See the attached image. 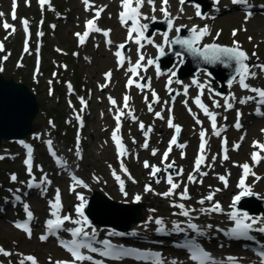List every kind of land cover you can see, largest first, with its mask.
Instances as JSON below:
<instances>
[{
	"label": "rangeland",
	"instance_id": "374dc122",
	"mask_svg": "<svg viewBox=\"0 0 264 264\" xmlns=\"http://www.w3.org/2000/svg\"><path fill=\"white\" fill-rule=\"evenodd\" d=\"M100 3L106 0H97ZM66 2L68 4L71 3L70 6L66 7ZM64 6L58 8L61 12L69 13L75 10H81L78 1L74 0H64ZM32 10V9H31ZM40 15H42L40 10H37ZM36 13V9L34 11L25 10V14L29 15L31 18L25 19L28 21L27 31L23 25L24 19L21 17V13L17 14L16 19H13L12 16L8 14L3 15L0 18V32L5 35H9L12 38V42H18L21 45H24V40L28 36V33L33 31L36 33V30H33V27L36 24V20L34 19V14ZM38 14V15H39ZM33 15V16H32ZM78 16V15H77ZM76 14L73 16L74 20H76ZM52 18L51 15L47 16L46 19ZM7 21L9 25H13L15 27V32H12V29H5L3 27V23ZM73 28H75V21L72 23ZM217 26L223 27L225 30H229V28L233 26H227L223 21L217 22ZM253 35H255L257 39L264 38V31H258L256 29H252ZM246 36V35H245ZM10 41L9 44L6 43ZM11 39H6L4 44V52L9 54L11 46ZM73 44V39L71 36H66L63 34L62 30L59 33H55L51 35L47 31V36L45 37V49H49L47 59L50 64L53 61H57V65L53 69V74L55 78L52 76L50 78L49 74H47L46 69H50V65L46 66L45 77L43 76V71L38 72L35 70V66L33 64L25 65L23 68H18L17 54H22V58L27 56V52L23 51V47L20 46L13 50L12 56L9 58L6 64L0 63V68L3 67L2 73H5V78H13L17 82H24L29 87H31L32 91L37 95V99L39 101V106L41 112L35 119L33 123V128H35V133L37 137H42V141L47 143V141L51 140L54 143H57L62 151L73 152L75 155L79 150L83 151L85 154V161L83 162V172L91 180V185H93L94 190L102 192L110 196L114 201L120 203H128L131 204L134 202V193L138 192L144 193L145 187L150 185L153 191H145L143 197V205L142 215H144L152 225V229L155 227V219L161 218L162 216H167L172 214L171 212L174 208V204H183L185 209L191 210L193 207L189 206V203L194 202V199L189 202L188 200L181 199L180 193L184 191L186 187H188L187 178L193 172L192 161L198 158V155L195 153L194 149H197V141H195L194 145L189 147L190 153L187 160L181 159L179 152L181 151L178 146H174L173 151L169 154L167 160L164 159V153L169 149V140L170 134L167 136L164 133V129L166 128V122L162 119H156V117L149 116L147 114V109L137 108V104L135 106H130L129 111L132 114L138 116V118L144 119L147 121L145 125V130L152 128L155 131V134L149 138V136H145L144 132L141 131L138 125L130 126V150L132 151V155L130 154L127 159L129 161L130 167L128 170V175L132 178L131 183H129V197H122L118 194L117 186L114 183V179L110 173L111 170H117L114 164L116 160V156L114 155L113 149L110 146L114 143L112 141V132L115 126L114 117L119 113V108H113L109 105V97H116L120 99V94L114 92L115 82L111 83V88L108 91H104L100 93L98 91V85L105 83V73H107V68L110 66L108 62L105 64L104 60L108 59L105 51L96 52L93 65L88 62L78 61L72 58L71 52L69 50L70 45ZM56 47L64 49V55L58 54L56 52ZM262 52L264 54V46H261ZM54 50V54L52 53ZM6 53L0 54V61H4V57ZM106 58V59H104ZM21 62V60H20ZM63 64V66H62ZM60 69V72H59ZM31 70H33L31 72ZM35 76L31 75L34 74ZM37 73V74H36ZM74 75L77 78H73ZM36 78V81H34ZM53 80L54 83H58L59 92L54 94H49L53 89ZM72 81L77 85L79 90V94L87 93L88 94V102L91 104V108L93 106V114L83 133H79L78 131H74L73 126H75V118L76 115L81 114L80 108L71 107L68 103V98L70 95L66 93V85L68 81ZM85 86V87H83ZM96 87V92H92L90 90L91 87ZM75 105H77L75 98L72 97ZM121 108L124 107V99L120 103ZM59 110L56 112L55 110ZM159 112H162L161 110ZM188 121L184 122L183 118L179 117V122L184 124L185 130L183 134V138L180 137L181 144L184 142H191L194 137L195 129H200L202 127L207 126L206 122H202V124H198L193 118H187ZM186 121V120H185ZM194 126V128L192 127ZM116 127V126H115ZM264 122L257 123L255 126L251 128L252 133L259 134L264 133ZM34 133V134H35ZM128 134V133H126ZM151 134V133H150ZM141 137V141H137V139ZM235 141L239 140V136L235 135ZM250 138V133H249ZM81 141V142H80ZM250 141V140H249ZM248 141V145H249ZM147 142L148 147L145 148L143 145ZM262 143V140L260 141ZM11 142L5 141L3 143V152L1 155H5L8 152V148L11 145ZM43 144V143H42ZM76 147H79L76 149ZM72 148V149H71ZM147 150V151H145ZM155 150V155H153V151ZM159 150V151H158ZM2 151V150H1ZM0 151V152H1ZM40 153H42V149H39ZM218 153V150L211 157V161L215 160V155ZM70 154V153H69ZM230 159L226 163L229 166V170L233 173H236L235 178L241 174L242 168L241 165L238 164L237 167H234L235 161L246 162L248 157L245 153L235 154L230 152ZM242 159V160H241ZM39 162L42 161L40 157L37 159ZM145 161H151L155 166L166 169L168 164H173V167L169 168L168 171L160 172L162 175L161 181L159 183H155V180L149 179V171L145 169L143 166ZM223 159H219L218 163L213 166V170L216 172L215 175H212L209 179L206 180L205 184L199 186H190V190L192 193L197 196L199 192L204 194L201 196V200H207V193L211 189H209V185L212 183H217L222 186V182L220 177L227 175L220 171V166L223 165ZM221 164V165H220ZM16 166V165H13ZM13 166H11L13 168ZM111 167V168H110ZM183 167L187 169L185 173H183ZM46 170V169H45ZM182 170V172L180 171ZM0 181L1 177L4 173L7 177L9 172H5V170H0ZM133 172V173H132ZM176 173V176H173V173ZM220 172V174L218 173ZM171 174L173 178V182L179 184L178 189L175 190V194L170 197H164L160 195L164 192L170 190V185L167 183V176ZM259 177H261V181L258 184H254L256 187H259L260 192L257 194H262V198L264 196V166L262 170L257 173ZM229 176V175H227ZM198 182L201 180L198 177V173L196 175ZM232 180V177H229ZM7 183V181H3ZM3 182H0V190L3 188ZM198 182L194 183L197 184ZM234 181L231 182L233 184ZM237 183V181L235 180ZM67 188L72 189V185L70 183L67 184ZM236 191V188L234 189ZM90 193V190H85L83 194L86 196ZM68 197V204L73 209L74 204H71V193L69 190L66 191ZM92 194V193H91ZM90 194V195H91ZM229 195L231 192H226ZM75 199L76 196H73ZM175 202H174V201ZM175 207V206H174ZM175 213L179 214V218L185 223L186 219L180 213L184 209H180L175 207ZM41 213V211L39 210ZM151 218V221H150ZM26 239L23 235L16 232L12 227L8 226L6 221L0 226V247L10 248L13 253L12 259H4L1 264H17V260L20 255L24 252H35L39 254L40 258L49 264H57L58 261H62L63 257L61 252L52 244L48 246L39 245L38 242L34 241L32 243L26 242Z\"/></svg>",
	"mask_w": 264,
	"mask_h": 264
},
{
	"label": "snow or ice",
	"instance_id": "6c2138e0",
	"mask_svg": "<svg viewBox=\"0 0 264 264\" xmlns=\"http://www.w3.org/2000/svg\"><path fill=\"white\" fill-rule=\"evenodd\" d=\"M46 2H47V0H40V3L42 6ZM83 2L85 3V5L89 4V0H83ZM148 3L154 5V0H148ZM167 3H168V0H163L164 5H167ZM184 3H185V0H181V4H184ZM232 3L233 4L246 5L249 8L251 7V5L248 4V0H232ZM143 4H144V0H121V6L123 8V11L120 12V21L122 24L127 25L128 21L132 22V25L128 30V39L132 40L133 39V33H138V38L135 39V43L137 45H140L141 47H143V45L141 44L142 39H147V42L149 44L153 43V41L151 39H148L147 37L144 36V31L148 28V24L140 23L141 18L149 19V17H142V13L140 12V9L143 7ZM15 7H16V5H15V0H14L13 12H12V18L13 19H16ZM197 7H199V6H197ZM261 7L264 8V5H261ZM102 10L103 9H100L97 11V13H96L97 18L99 17L100 11H102ZM182 10L183 9H181V11ZM153 11H155V7H153ZM161 11L164 13V15L166 17L171 15L167 11L166 7H162ZM3 15H4L3 13H0V16H3ZM197 15H200V13L197 12ZM251 16H252V13L249 11L247 13L246 19L250 18ZM151 19L154 20L155 17L153 16V17H151ZM23 25L25 27V30L27 31L28 21L27 20L23 21ZM168 25H169V28L171 29V27H172V20L171 19L168 20ZM86 26H87L88 30L85 31L83 33V35H81L80 33H76V35L79 37L80 44H83L85 42V39L89 36V34L91 32H100L101 31L100 28L96 27L95 19L87 21ZM3 27L5 29L11 28L12 32H15V27L13 25H9L7 23V21H5L3 23ZM176 31L179 32L180 28H176ZM191 31L195 34L193 39H179V38H177L171 42L169 41L168 34L165 33L164 34V44L165 45H168L170 43L180 44V45L184 46V48L188 52H190L192 55L200 57L206 62L219 61L221 63H227L229 61H235L240 66L237 71H238V75L240 76L241 86L244 89H248L251 92L256 93L257 96L259 97V103L264 104V89L250 87L249 84L244 82L246 76H248V75L255 76V73H250L249 72V66L244 63V61H246L248 59V56L244 51H242L240 49L238 42L234 41V44H236L235 47H222L218 44H209V45H205L203 48H200V47H196L195 45L200 41V39L203 36H206L209 34L208 28L205 27L204 29L198 31L196 27H193ZM109 32H110V30L104 31V35L106 37L109 36ZM236 34H237L236 30H234L233 35L235 36ZM40 35H43V33H40ZM249 39H251V37H249ZM107 43L111 44L112 41L109 39L107 41ZM124 47H125L124 44H121L118 46L119 49H123ZM156 47L159 49L160 54L163 55L164 54V47H162L161 45H156ZM3 50H4V46L2 43H0V51H3ZM25 51L26 52L28 51L27 46L25 47ZM115 55L119 58V60H118L119 65L123 66L124 65V57L122 55V52L117 51L115 53ZM176 55L178 57H181L180 62L182 63L183 62L182 54L176 53ZM7 58H8L7 56L4 57L5 60ZM144 59L145 58H144L143 54H140L139 60L137 61L135 66L129 68L128 71L132 72L133 74L138 75L137 70L141 68V66H142L141 62H143ZM154 63H155V61L152 59H149L147 61L148 65H152ZM259 67L261 68L262 71H264V65H259ZM0 71H3V68H0ZM111 75H112L111 72L106 73L105 74L106 80H110ZM172 75L174 76L175 72H173ZM133 83H134V80L130 78L128 80V86L130 87ZM168 83L171 84L172 80L169 79ZM192 83L196 84L197 87H199L201 95H202L205 86L203 84H201L198 80H195V79L192 81ZM106 86L107 85L105 84V85H102L101 87H106ZM136 86L140 89H144L145 87H148L149 85L137 83ZM69 89H71L70 84H69ZM169 91L171 92V89H169ZM49 94H51V91ZM184 94L187 95V87L185 88ZM217 95H219V93H217ZM153 96L155 97L156 102H159V98L155 96V93H153ZM109 99H110L111 104L116 105V101L114 99H112L111 97H109ZM129 99L130 98L128 96L124 97V107L125 108L128 107ZM145 99L147 100V97H145ZM253 99H255V97L249 96V97H246V98L240 100V103H247L249 100H253ZM81 103L86 106V102L83 100V98H81ZM184 103H185V105H187V101H185ZM195 103L200 109L203 110L204 114L210 118L211 125H212V128L214 130V134L216 136H219L221 131H223V129L217 130V124H216L217 114L212 112V111H209L208 107L202 103L199 96L196 97ZM214 103H215L216 107L220 106L218 102H214ZM148 107H149V111H151L152 105L149 104ZM232 107H233V105L231 103L227 104V108L231 109ZM189 111L191 112V109H189ZM257 114L258 115H264V113L260 112L259 108L257 109ZM122 115H124L123 111H121L118 115H116L115 119L117 121V128L112 133V139L115 141L116 146L119 150V155L121 157L126 155V153H127V149L123 145L121 137L118 135V133L120 131V119H121ZM239 115L240 114L238 113V116ZM156 116L163 119V117L161 116L160 113H156ZM132 118L136 119V117H134V116ZM77 119L80 120L81 125H82L83 124L82 118L79 115H77ZM197 123H201V122L199 120H197ZM168 126L170 128L175 129L176 135H174L172 137V139L170 141L169 149L164 153V159L165 160H167L168 154L171 151V146L177 144V136L181 132L180 126L174 124L172 119L168 120ZM235 127L237 129L242 127V125L239 123V120H237ZM140 129L144 132V135L146 137L148 135V132L151 131L150 128L145 130V125L143 123L140 124ZM262 131H264V130H262ZM205 136H206V132L202 131L200 133V138H201V144L199 146L200 155L198 156V158L195 161L196 171H199L201 165L205 163L206 157H205L204 153H205V146L207 143V141L205 140ZM47 144L49 146V149L51 150L52 141L51 140L47 141ZM224 144L225 145L227 144L226 139L224 140ZM178 146L181 148L185 147V145H183V144H180ZM253 146L255 148L260 149V151H264V144H261L258 141L254 142ZM25 147L28 148V158L25 160V164L27 165L28 173L31 175L32 166H33L32 148H31V146H28V145H25ZM143 147H145V148L148 147L147 142H145ZM234 147L238 149L239 144H236ZM224 152H225V154L223 156V159L224 160L229 159V157L227 155V148L224 149ZM52 155L55 156L56 153L53 151ZM153 155H155V150L153 151ZM0 159H3V157H0ZM262 159H264V157L260 156L259 152H254L252 154V160L255 163H259ZM57 163L61 164L62 167L65 166L63 164V162L59 160V158H57ZM121 167L125 172H127V169L124 168L123 162H121ZM144 167L145 168L152 167L151 175L153 177H155L156 174L161 171L160 168L150 166L147 161L144 162ZM171 167H173V164H168L166 166V169L171 168ZM241 167L244 170V176L246 177L247 175H249V173H250L249 164L245 163V164L241 165ZM166 169H165V171H166ZM180 171L182 172V170H180ZM114 175H115V173H114ZM203 175H207V173H203ZM253 175H254V173H253ZM16 179H17V177L15 175L11 176L12 181H15ZM72 179L74 180L75 185H83L84 187H87V185L84 184V182L82 180L76 178L75 176H73ZM116 179L120 182L121 191H123V188H124L123 180H121L119 176H116ZM220 179L222 181H224L225 186H227L226 178L221 176ZM189 180H192L193 182H195V178L191 175L189 176ZM41 183H50V181H47V177L45 176L44 181H42ZM157 183H159V180H157ZM167 183L171 186L170 190L160 194L166 198L174 195L175 190L179 187V184L173 182V178H172L171 174H169L167 177ZM33 186L34 185L32 183L28 184L29 188H31ZM35 186L39 187L40 185H35ZM239 187L242 189H244L246 187L245 183H244V179H241V181L239 183ZM72 190H74V186H73ZM9 191H11V190H9ZM145 191H153V189L151 188L150 185H148L145 187ZM125 195H126V193H125ZM247 195H253V193L250 190H245V191L241 192L239 195H237L234 198L233 206L237 202L240 201L242 196H247ZM180 197H181V199H189L190 198L188 196V193H187V188H185L184 191L182 193H180ZM16 199L19 200L20 197L16 196ZM78 199L83 201L84 197L82 195L78 194ZM135 199L137 201H139L141 199V197L139 195H137L135 197ZM206 199L208 201L213 200V195L210 194L209 196L206 197ZM199 203L203 204L204 199L200 200ZM84 206L85 205L83 203L77 205L76 212L80 218L79 219H73L69 215H65V216L59 215V212H60L61 207H62L61 199H60V195H59V190H57V195L55 197V201L54 202L50 201V207H51V209H53V211L51 212V216L55 217V218L49 219L46 222V226H47L49 235H56L57 232L63 228L66 221L71 222L74 225H77V227L65 229V231H68L71 233V235L74 237V239L71 242L61 241L62 246L65 247L67 249V251L71 254L72 260H70V261H58L57 264H78V262H79V264H83V262H85V261L91 262V264H104L103 260L94 259L93 255L85 254L84 252L81 251L82 249H87L88 253H97L101 257H106V258H110L113 260H121L126 256H134L136 259H147L149 257H155V264H164V261L161 258L160 253H153V252L144 253V252H140L138 249H126L123 246L113 245L109 240L95 241V239H94L95 229H93V235H91V236H90L89 232L85 230V226H90V222L88 221L87 217L84 215V211H83ZM173 206L178 207L180 209H184L180 213V215H183L184 217L190 216L189 210L185 209V206L183 204H178V205L174 204ZM24 207H25V211L27 213L28 221H31L33 219V214L29 210V206L27 204H25ZM201 211L203 212L205 210L201 209ZM210 211L220 212L223 210H222L221 206L219 205V203H216L210 209ZM229 216H230L231 220L235 221V227L230 229V231L226 234L231 235L234 238H237V239L243 238V239L251 240V239H254V237L249 235V233L251 231H258L260 233H264V227H259V228L253 227L255 224L259 223L260 221L254 217L249 216L247 213H244L243 216H241V214L238 211H234V212L230 213ZM150 221H151V218H150ZM154 222H155V224L160 226L157 228V232L158 233H164L165 228H164L163 219L157 218V219H155ZM15 227H17L18 229H22L29 236V238L31 237L32 233H31V228L28 225V222H25V223L17 222V223H15ZM207 227L211 228L212 226L208 225ZM187 229H191V230L195 231L198 235H205L206 234L195 223L189 222L187 224ZM173 230L177 231V232L185 231V229L181 228L179 223H175V222L173 223ZM220 231H223V230L221 229ZM110 234H112V233H110ZM121 235H123V234H121ZM75 238H80V239H75ZM40 239L41 240H47L48 235H42L40 237ZM94 243L102 244L103 248L94 247L93 246ZM183 247H185L189 250L190 260L197 262V264H218V262L213 259L211 254L209 252L205 251L194 240L186 242L183 245ZM0 254H3L4 256L13 255V253L6 251L3 247H0ZM21 255H23V254H21ZM258 255L260 257V264H264V251H260L258 253ZM25 260L30 261L31 264H38L36 258L31 256V255L24 256V258L19 261V264H25ZM228 260L231 262V264H236V258L229 257ZM171 264H177V262L175 260H173L171 262Z\"/></svg>",
	"mask_w": 264,
	"mask_h": 264
},
{
	"label": "water",
	"instance_id": "95a60500",
	"mask_svg": "<svg viewBox=\"0 0 264 264\" xmlns=\"http://www.w3.org/2000/svg\"><path fill=\"white\" fill-rule=\"evenodd\" d=\"M39 111L37 97L26 84L17 83L13 78L6 80L0 75V148L4 140L25 138L32 133ZM94 200L103 206L109 217H97L93 213L91 205ZM88 205V215L94 221L119 229H129L142 219L141 205L119 204L100 193H96Z\"/></svg>",
	"mask_w": 264,
	"mask_h": 264
},
{
	"label": "bare ground",
	"instance_id": "6f19581e",
	"mask_svg": "<svg viewBox=\"0 0 264 264\" xmlns=\"http://www.w3.org/2000/svg\"><path fill=\"white\" fill-rule=\"evenodd\" d=\"M71 5V3L68 5V6H70ZM210 62H206V61H204L203 59H200V60H198L197 61V66L199 67V66H205V65H208ZM226 65H228L231 69H233L236 65H237V63L235 62V61H229V62H227V64ZM215 66H216V68H223V65H221V64H218V65H216L215 64ZM194 87V86H193ZM164 133H165V135L167 136V134H168V129H164ZM141 137H139L138 139H140ZM228 160V159H227ZM227 160H224L223 159V161H224V163H226V161ZM124 168H126L127 169V172H125L124 170L122 171V178H123V180L126 182V184L129 186V183H131V181H132V178L128 175V170H129V167H128V165L127 164H125L124 165ZM223 168L224 169H227V167L226 166H223ZM194 172L195 173H197L198 171H196V169H195V165H194ZM191 176H193V177H195L194 175H191ZM84 180H85V184L87 185V186H89L92 182H91V180L90 179H88V177L85 175V177H84ZM122 180V179H121ZM236 183L234 182L233 183V188H236ZM256 189H255V187H252L251 188V191H252V193L255 191ZM91 191H93L95 194H96V191L95 190H91ZM137 195H139L140 197H141V200H143V195H144V193H142V192H139V193H137ZM138 203H139V201H138ZM248 204H250L251 205V207L252 208H254V209H257V202L255 201V200H251L250 199V201L248 202ZM93 207V208H92ZM91 208H92V211H93V213L97 216V217H102V218H107V217H109L108 216V214L105 212V209L103 208V206L100 204V203H98V202H95V200L92 202V205H91ZM115 216H117V215H115ZM141 227V224H137V225H135V229H139ZM57 237H60L59 235H57L55 238H57Z\"/></svg>",
	"mask_w": 264,
	"mask_h": 264
},
{
	"label": "trees",
	"instance_id": "16d2710c",
	"mask_svg": "<svg viewBox=\"0 0 264 264\" xmlns=\"http://www.w3.org/2000/svg\"><path fill=\"white\" fill-rule=\"evenodd\" d=\"M58 88H56L55 90H57Z\"/></svg>",
	"mask_w": 264,
	"mask_h": 264
}]
</instances>
